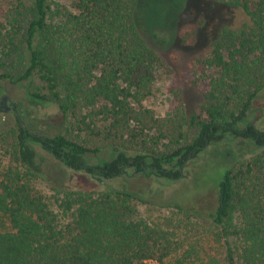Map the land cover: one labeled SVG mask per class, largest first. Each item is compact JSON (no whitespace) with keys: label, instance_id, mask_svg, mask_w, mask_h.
I'll use <instances>...</instances> for the list:
<instances>
[{"label":"trees","instance_id":"trees-1","mask_svg":"<svg viewBox=\"0 0 264 264\" xmlns=\"http://www.w3.org/2000/svg\"><path fill=\"white\" fill-rule=\"evenodd\" d=\"M222 3L241 10L248 21L235 30L224 27L211 54L194 59L170 89L174 107L166 116L143 104L154 93L158 71L164 67L171 73L142 33L152 8L148 0H74L70 5L5 0L0 5V65L23 56L18 79L37 75L42 85L31 95L56 103L63 117V133L55 136L31 134L19 122L16 153L24 163L27 140L74 171L105 179L140 174L174 180L179 167L213 143L252 141L260 151L226 171L208 219L222 236L236 240L226 243L223 261L264 264V128L251 122L254 102L264 94V0ZM209 66L216 68L215 75L205 74ZM185 84L203 95L199 108L190 112L183 102ZM105 150L110 160L100 157ZM89 156L97 164H90ZM32 179L29 170H0V264L222 262L202 254L200 233L184 234L171 218L157 222L142 216L139 197L127 187L55 189L54 211Z\"/></svg>","mask_w":264,"mask_h":264},{"label":"rangeland","instance_id":"rangeland-1","mask_svg":"<svg viewBox=\"0 0 264 264\" xmlns=\"http://www.w3.org/2000/svg\"><path fill=\"white\" fill-rule=\"evenodd\" d=\"M52 5L59 3L70 5L74 0H49ZM152 8L145 16L146 26L142 24V33L151 46H154L166 61L167 67L158 71L154 93L144 101V105L159 116H166L174 107V96L170 89L178 85L180 76L191 70L194 59L208 57L215 47L224 27L238 29L248 21L239 9L228 7L222 0H148ZM5 5V0H0ZM195 33L189 34L191 30ZM158 39L166 43L158 44ZM224 56H227L224 50ZM23 56L13 55L3 59L0 65V96L9 99L21 108L20 119L13 112L0 110V170L12 166L33 175L32 187L45 196L48 205L58 211L52 198L54 190H84L100 192L109 189L127 187L139 197L137 206L142 216L162 222L171 218L174 226L182 228L184 234L200 233L204 242V256H225L226 243L234 245L232 235L222 236L220 228L215 226L208 214L217 205V183L227 170L250 160L261 148L254 143L236 139L229 145L209 146L193 159L184 169L187 176L176 180L154 179L134 174L125 178L103 180L90 179L84 173L72 172L38 144L35 148L32 164L23 162L16 153L18 149L19 122L26 131L39 136H55L63 133V117L56 103L34 98L31 94L42 85L35 75L29 80H19L22 71ZM216 68L209 66L207 76L215 75ZM8 74V76H3ZM182 96L186 111L190 112L203 101L202 91L194 86L183 85ZM7 106V105H6ZM255 116L264 114V94L254 102ZM264 124V119L261 121ZM102 158H110V151L102 152ZM88 162L96 163L92 156ZM188 210L186 216L178 208ZM190 215V216H189ZM191 234V235H192Z\"/></svg>","mask_w":264,"mask_h":264},{"label":"flooded vegetation","instance_id":"flooded-vegetation-1","mask_svg":"<svg viewBox=\"0 0 264 264\" xmlns=\"http://www.w3.org/2000/svg\"><path fill=\"white\" fill-rule=\"evenodd\" d=\"M7 105V106H6ZM0 110H4V111H10V112H13L14 113V115L16 116V118H17V120H19L20 119V116H21V108L20 107H17L16 106V104L14 103V102H12L10 99H9V97H7V96H0ZM264 119V114L263 115H258V116H255V117H253V119H251V122L252 123H255V124H258V125H260L261 126V128H264V124L262 125L261 123V121ZM20 125H21V127L22 128H24V126H23V124L20 122ZM25 129V128H24ZM32 134V133H31ZM35 135V134H34ZM240 139V138H239ZM234 140H236V139H233V140H225V141H219V142H215V143H213V144H215L214 146H218L217 144H222V145H229L232 141H234ZM243 140H245V139H243ZM247 141H250V140H247ZM24 142V141H23ZM250 142H252V141H250ZM253 143V142H252ZM34 144H37L36 142H34ZM212 144V145H213ZM39 145V144H38ZM41 148H42V146L41 145H39ZM43 149V148H42ZM207 150V149H206ZM205 150V151H206ZM46 151V150H45ZM47 152V151H46ZM53 157V156H52ZM54 158V157H53ZM104 159H107V158H104ZM57 160V159H56ZM108 160H110V158L108 159ZM59 161V160H58ZM60 162V161H59ZM98 162V161H97ZM97 162L96 163H90V164H92V165H94V164H97ZM61 163V162H60ZM63 166H64V168H66L67 170H70V171H72V172H79V173H84L86 176H88L90 179H95V180H98L99 182H102L103 180H114V179H118V178H114V179H105V178H100L99 176H95L94 174H91V175H89V174H87L85 171H74V170H72V169H69V168H67L63 163H61ZM187 167V165H185V166H182V167H179V172H180V177H178L177 179H179V178H183V177H185V176H187V172H185L184 171V169ZM121 178H125V177H121ZM154 179H156V178H154ZM174 180H176V179H174Z\"/></svg>","mask_w":264,"mask_h":264},{"label":"water","instance_id":"water-1","mask_svg":"<svg viewBox=\"0 0 264 264\" xmlns=\"http://www.w3.org/2000/svg\"><path fill=\"white\" fill-rule=\"evenodd\" d=\"M3 96H7V95H3ZM27 142L29 141L24 140L23 142V156L28 161V163L32 164V159L36 152H35V148L30 143Z\"/></svg>","mask_w":264,"mask_h":264}]
</instances>
